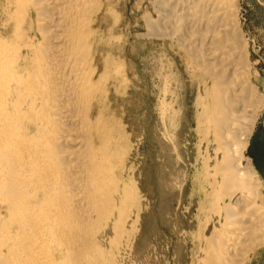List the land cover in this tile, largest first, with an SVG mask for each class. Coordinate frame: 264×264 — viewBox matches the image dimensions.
Segmentation results:
<instances>
[{
	"label": "bare ground",
	"instance_id": "obj_1",
	"mask_svg": "<svg viewBox=\"0 0 264 264\" xmlns=\"http://www.w3.org/2000/svg\"><path fill=\"white\" fill-rule=\"evenodd\" d=\"M104 3L0 0V264H113L134 230L140 195L107 104L126 75L105 55ZM159 5L151 32L182 50L200 90L197 153L209 190L199 206L210 232L194 263L246 264L264 244V195L245 156L262 99L237 0Z\"/></svg>",
	"mask_w": 264,
	"mask_h": 264
},
{
	"label": "rangeland",
	"instance_id": "obj_2",
	"mask_svg": "<svg viewBox=\"0 0 264 264\" xmlns=\"http://www.w3.org/2000/svg\"><path fill=\"white\" fill-rule=\"evenodd\" d=\"M161 1L104 0L99 19L105 55L124 65L125 84L110 86L107 104L127 141L128 179L140 195L135 232L116 264H195L199 236L210 232L200 207L209 190L198 154L200 90L182 50L151 32L147 21L157 19ZM237 8L250 81L262 99L245 156L264 195V0H237ZM246 264H264V244L247 255Z\"/></svg>",
	"mask_w": 264,
	"mask_h": 264
}]
</instances>
